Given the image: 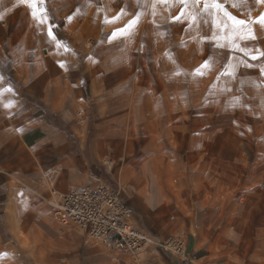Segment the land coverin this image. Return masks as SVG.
<instances>
[{
  "label": "crops",
  "instance_id": "1",
  "mask_svg": "<svg viewBox=\"0 0 264 264\" xmlns=\"http://www.w3.org/2000/svg\"><path fill=\"white\" fill-rule=\"evenodd\" d=\"M206 2L181 0L176 14L172 0H0V264H30L32 255L34 264H137L128 253H106L77 232L62 238L41 224L36 227L51 241L31 251L23 245L24 236L37 233L31 213L47 211L32 196L45 173L65 192L97 184L91 169L80 167L76 121L80 109L90 119L95 111L106 114L113 99L118 111L134 112V123L146 120L155 144L175 140L197 119L203 125L184 136L195 155L182 163L187 186L178 203L155 160L180 156L146 151L134 157L133 164L149 157L137 173L148 184L121 197L154 242L146 263L185 264L160 245L180 235L193 264H264V73L226 56L228 42L235 47L248 38L246 25L213 5L207 20ZM210 75L214 89L192 86ZM225 82L232 87L215 88ZM223 95L233 102L211 107L208 97L216 102ZM230 111L245 112L249 132L222 135L223 127L237 128L235 119L222 124ZM106 119L91 127L109 126L113 120ZM111 139L95 135L85 142L101 143L107 153ZM145 190L155 194L154 203Z\"/></svg>",
  "mask_w": 264,
  "mask_h": 264
},
{
  "label": "rangeland",
  "instance_id": "2",
  "mask_svg": "<svg viewBox=\"0 0 264 264\" xmlns=\"http://www.w3.org/2000/svg\"><path fill=\"white\" fill-rule=\"evenodd\" d=\"M204 1V0H202ZM206 2L210 7V10L208 11V18L207 20L213 19V6L216 7V11L219 10H225L228 12V18H231L234 16L238 18L239 20H244L247 23H245L247 28V34L248 38L244 41H241L238 45L233 47V42L227 43V48L223 49L226 52V56L229 57V55H236L238 57V66L245 61L249 63H254L258 67V71L261 73H264V23H257L256 20L264 14V3H257L256 0H245V2L242 5L239 6H233V4H237L238 0H215L214 2H210L212 0H207ZM221 1V2H220ZM174 3V7L176 10V14L178 13V8H181V0L180 2L178 0H172ZM204 3V2H203ZM211 4V5H210ZM204 6V4H202ZM206 5V4H205ZM213 5V6H212ZM175 11V10H174ZM210 12V14H209ZM173 16L174 19L179 20L181 18L180 15ZM230 14V15H229ZM186 17V16H185ZM191 21V25H192ZM255 37L254 39L252 37ZM230 43V44H229ZM154 54V53H153ZM152 52L147 53L148 55H153ZM198 56H201L199 51L195 53ZM155 55V54H154ZM257 57L256 59H252V57ZM155 57L152 56V59ZM234 59L231 60L233 62ZM236 61V60H235ZM242 61V62H240ZM157 66L159 67V64L157 63ZM149 68V66H147ZM147 71V70H146ZM148 74V71H147ZM264 75V74H263ZM213 76H206L198 79L197 82L193 83L192 86L201 89L202 87L214 89L213 81L211 82V78ZM232 87L230 82L220 83L215 88H221V90H227V88ZM111 93V91H110ZM212 97H208L207 100H209V103H211V107L214 106V104L218 105V109L221 104H230L229 102H233V95L231 96H222L215 99H209ZM214 98V97H213ZM90 106V105H89ZM111 110L105 114L101 111H95L92 113V118H89L88 111L84 109L79 110V116L77 118V127H76V134L78 135L79 139L83 143H79V164L80 167H86L91 169V175L92 178H94V184L98 182H105L110 185L115 186L121 191V195L123 199L128 198L130 193H133L134 191H143L148 184V177L146 176H138L140 173V169L143 166L144 162H149L150 159H147L149 157H144L142 160H137L136 164H133L134 157L136 156L139 158V156L142 158L143 154L151 151H168V155H172L170 152H176L177 156H180V159H160L155 160V163L158 167V169L164 174L162 176H159L162 178V182L164 181V184L169 185L174 191L173 196L175 198V201L178 203L180 197L185 193V186H187V180L186 177L183 176L184 174L181 173L182 163L186 162H192V160H188V158L194 156L195 154H192V151L188 153L189 144H187V139L184 137L187 132L189 134H197L200 130L203 129V125L198 122V119L196 122H194V126L190 127L186 132L183 134L182 131L177 134V138L175 140L168 141L167 144H155L152 143L151 137L154 135L153 131L146 126L147 124L143 120L141 123L137 124L134 123V112L133 111H126V112H120L118 109L120 108L118 104L115 102V100H111L110 102ZM86 108V104L84 106ZM93 107H96L94 105ZM217 107V106H216ZM225 107V106H224ZM229 107V105L227 106ZM91 108V106H90ZM112 108H115L112 110ZM224 108L222 109L223 112ZM231 112V111H230ZM145 119H148L150 113H146ZM194 114V113H192ZM208 113L206 112V115ZM213 114L211 113L209 117L210 120H213ZM229 114V112H228ZM232 117L229 118L226 116L224 119H222L223 126L228 127L230 122H236L234 126L237 128L231 126L228 128H221L223 134L224 132L232 131L237 135H245L246 131L249 132L248 124L249 121H247V118L245 115V112H231ZM106 118H109L112 121V123L108 124L109 126L106 127H99L94 128L92 126V122L101 123L102 121L99 120H108ZM185 119H188V116L184 117ZM192 116L190 115V119ZM180 118L174 119L178 120ZM235 119V120H234ZM96 120V121H95ZM234 120V121H233ZM226 122V123H224ZM261 133V132H259ZM252 134V133H249ZM100 136L102 138L105 137H112L111 141H108L109 151L107 153L101 152L100 147H102L101 143H94L92 140H89L88 143L85 142L86 139H90V136ZM115 137V138H114ZM99 149V150H98ZM145 155V154H144ZM165 155V152H164ZM187 155V156H186ZM181 156H185L182 157ZM142 161V164H141ZM140 163V164H139ZM133 165L135 169L132 171L133 174L130 171L127 172V167ZM165 186V185H164ZM40 189L34 193L33 198L37 199L38 202H40L41 205H44L45 209L47 211H44L43 209L39 208V210H35L31 213V226L34 227L37 226V224H41L42 228L44 227L47 232L51 230V233H55L60 235L62 238H65L67 235V232L73 231L77 232L79 235H82L84 239L88 243H96L94 240L90 239L87 233L84 229H81L78 225L74 223H62L58 221L53 213V210L50 205L47 203V199L52 198V189L61 191L58 187L57 183L55 182V175L53 173H45L40 180ZM144 197L148 199V201H151L154 203L156 196L152 193V191L147 192L146 190L141 193ZM32 198V200H34ZM46 212V213H44ZM50 218V220H48ZM37 233L35 234V237L33 239H30L28 237L24 236L23 245L24 247H28L31 251L32 248L37 249L38 245H44L45 243H48L51 241L50 237H48L47 232L46 235H44L43 230L39 227L37 228ZM181 233V232H178ZM38 234V235H37ZM103 250L106 253L114 254L116 255V251L108 250L103 244L98 243ZM153 244L145 249L140 255L137 257H133V260L137 264H147V260H149V257H152L149 255V250L153 249ZM80 250V246H78ZM37 255L30 256V264H34L35 259L37 258ZM63 258V259H62ZM61 258V261H58L60 263L65 262V256ZM153 258H157L160 260L161 257L155 253Z\"/></svg>",
  "mask_w": 264,
  "mask_h": 264
},
{
  "label": "built area",
  "instance_id": "3",
  "mask_svg": "<svg viewBox=\"0 0 264 264\" xmlns=\"http://www.w3.org/2000/svg\"><path fill=\"white\" fill-rule=\"evenodd\" d=\"M49 200L56 219L74 223L84 229L90 239L102 243L108 250L122 251L133 257L154 244L132 219V211L122 200L121 191L112 185H96L60 192L52 189ZM181 263H194L187 251L185 239L170 235L161 244Z\"/></svg>",
  "mask_w": 264,
  "mask_h": 264
},
{
  "label": "snow or ice",
  "instance_id": "4",
  "mask_svg": "<svg viewBox=\"0 0 264 264\" xmlns=\"http://www.w3.org/2000/svg\"><path fill=\"white\" fill-rule=\"evenodd\" d=\"M21 2H23V0H21ZM41 2H43V0H41ZM196 2L198 3L199 0H196ZM213 2L215 3V0H213ZM245 2V0H238V3L237 4H233V6H239V5H242L243 3ZM257 3H264V0H256ZM209 5L206 3L205 7L207 8ZM33 15H35V12L33 13ZM230 15V14H229ZM233 20H236V22L240 25H244L245 23H247L246 21L244 20H237L235 17H232ZM257 23H264V14H262L257 20H256ZM113 35H116V33H113ZM253 39L255 38L254 36L252 37ZM262 55H264V53H262ZM257 57L253 56L252 59H256ZM202 68H205L207 67V63H205V65H202L201 66ZM197 73H201V70L200 69H197L196 70Z\"/></svg>",
  "mask_w": 264,
  "mask_h": 264
},
{
  "label": "bare ground",
  "instance_id": "5",
  "mask_svg": "<svg viewBox=\"0 0 264 264\" xmlns=\"http://www.w3.org/2000/svg\"><path fill=\"white\" fill-rule=\"evenodd\" d=\"M52 198H49V199H47V203H48V205H49V200H51ZM151 239V238H150ZM152 240V239H151ZM98 244V243H97ZM102 244V243H101Z\"/></svg>",
  "mask_w": 264,
  "mask_h": 264
}]
</instances>
